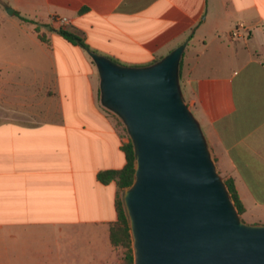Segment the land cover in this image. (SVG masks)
<instances>
[{"label":"crops","instance_id":"obj_1","mask_svg":"<svg viewBox=\"0 0 264 264\" xmlns=\"http://www.w3.org/2000/svg\"><path fill=\"white\" fill-rule=\"evenodd\" d=\"M0 2L12 10L0 12V264H56L81 229L108 247L98 264L112 263L120 189L98 174L124 166L128 139L106 111L92 53L145 67L183 46L182 98L233 179L241 216H264V0ZM239 23L245 29L231 38Z\"/></svg>","mask_w":264,"mask_h":264},{"label":"water","instance_id":"obj_2","mask_svg":"<svg viewBox=\"0 0 264 264\" xmlns=\"http://www.w3.org/2000/svg\"><path fill=\"white\" fill-rule=\"evenodd\" d=\"M182 50L145 67L91 54L102 100L134 144L135 178L123 194L134 264H264V225L239 219L180 94Z\"/></svg>","mask_w":264,"mask_h":264},{"label":"trees","instance_id":"obj_3","mask_svg":"<svg viewBox=\"0 0 264 264\" xmlns=\"http://www.w3.org/2000/svg\"><path fill=\"white\" fill-rule=\"evenodd\" d=\"M25 21L33 22L32 20L22 17ZM39 26H37L38 30ZM58 32L68 41L76 44H80L83 47L90 49L89 46L84 42V39L78 36L76 33L65 29L63 27L58 28ZM41 39H44L40 35ZM182 65V60L180 58L178 62V69L180 70ZM126 162L124 166L117 170H105L98 174V179L103 183H109L110 181H115L117 187L120 190H125L130 187L135 178L136 162H135V150L132 139L123 143L121 146ZM223 183L229 193V196L237 210V213L241 215L245 211L244 204L240 199L239 193L235 187L233 179L228 177L223 180ZM117 219L110 224L109 227V237L112 246L124 247L126 252L123 258V264H134V251L132 246V236L130 231L129 219L124 208L123 200L119 199L117 196L115 201Z\"/></svg>","mask_w":264,"mask_h":264},{"label":"rangeland","instance_id":"obj_4","mask_svg":"<svg viewBox=\"0 0 264 264\" xmlns=\"http://www.w3.org/2000/svg\"><path fill=\"white\" fill-rule=\"evenodd\" d=\"M3 10H5V12H8L4 4L0 2V12H2ZM5 20L19 21V18L17 17V15L16 16H5ZM1 21L2 20L0 19V22ZM179 90L182 96V90L180 89V85H179ZM106 111L109 112V114L112 116L113 121L115 122V125L117 129L119 130V132L121 133V135L125 137L126 140L131 139V136L127 129V125L124 119L122 118V116L117 111H115L114 109H111L110 107H106ZM208 150L210 153V157L213 160L215 171L220 177V179L223 181L226 178V176L221 172L217 164V158L215 154L211 152L210 148H208ZM124 192L125 190H119V193L117 194L119 199L123 200ZM123 204H124V201H123ZM259 217L260 218H247L246 216L243 218L241 215H239V219L245 224H249V222H245L246 220H253V219L264 220V216H259ZM250 225H254V224H250ZM80 231L81 232H79V235L78 236L76 235L72 240L70 239L68 241L65 240L63 253L58 254L56 264H98L99 257L105 253L107 254L108 252L107 246L105 249L103 247H99L100 241H101V237L100 235H98L99 233L93 234V232H91L92 230H83V229H81ZM125 252L126 250L124 247L113 246V255H112L111 264H123V258H124Z\"/></svg>","mask_w":264,"mask_h":264},{"label":"built area","instance_id":"obj_5","mask_svg":"<svg viewBox=\"0 0 264 264\" xmlns=\"http://www.w3.org/2000/svg\"><path fill=\"white\" fill-rule=\"evenodd\" d=\"M52 20L53 22L59 24V26H65L68 25L70 23V19L65 17V16H60L57 14H54L52 16ZM245 29L244 24L239 23L237 24L230 32L229 36L231 38H237L240 36L241 30Z\"/></svg>","mask_w":264,"mask_h":264}]
</instances>
